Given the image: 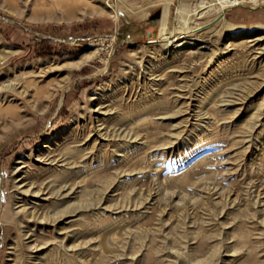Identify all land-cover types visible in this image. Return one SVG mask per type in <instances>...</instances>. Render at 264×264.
Returning <instances> with one entry per match:
<instances>
[{"label":"rangeland","instance_id":"rangeland-1","mask_svg":"<svg viewBox=\"0 0 264 264\" xmlns=\"http://www.w3.org/2000/svg\"><path fill=\"white\" fill-rule=\"evenodd\" d=\"M199 1L0 0V264L32 255L24 177L73 211L47 264H264V0ZM180 2L195 46L166 57Z\"/></svg>","mask_w":264,"mask_h":264},{"label":"bare ground","instance_id":"bare-ground-1","mask_svg":"<svg viewBox=\"0 0 264 264\" xmlns=\"http://www.w3.org/2000/svg\"><path fill=\"white\" fill-rule=\"evenodd\" d=\"M244 1L245 0H211V1L200 0L198 4L200 7L210 9V11H221L224 13L226 9L233 7V6L241 5L244 3ZM164 9L165 10H164V14L162 13L163 17L161 18V25H160L158 37L155 39H151L149 43L150 44L160 43L165 52L166 57L171 56L173 51L179 49L182 46L194 47L195 43L189 42L188 34L189 32L194 31L191 28L190 23L191 21L194 20V17H193L194 14H197L198 12L196 10L194 11L191 10L190 4L180 2L179 6L175 10L174 22L171 24L169 21V19L171 18V17L169 18V9H170L169 5H167ZM202 14L204 13H201L199 15H202ZM178 31H182L184 36H180V37L177 36L176 34ZM261 39L262 37L256 36L252 40L259 41ZM229 45L230 44H228V46ZM93 99L95 98L92 97V100ZM99 110H101V108H99ZM98 131L99 133L101 132L100 129H98ZM39 160H42V158L39 157ZM65 174L66 176L63 177L64 179H60L59 182L57 179L55 180V182H57L58 184H61L62 182L67 180L69 178V177L67 178V176H70L72 173L70 170H66ZM26 180H28L27 177L21 178L19 180L20 188L22 190V192L20 193L22 194V199L20 201L21 204L18 206L19 211H16V213L14 214L17 217L16 221L19 224L24 225V230H22V236L24 240L27 241L26 245L29 247L30 253L33 255L29 257L30 258L29 264H47L48 261H50L49 259L52 257L50 253H53V249L52 248L50 249V247H52L53 244H49V241L44 239V233L47 232L48 230L51 234H54L55 236H57L56 233H57L58 228H60L61 226L60 224H64L63 223L64 220H66L67 217L73 211L71 210V205L68 204L69 202V199L67 197L68 193L65 194L64 192H62V189L64 186L61 188L57 187L58 189L56 190V187L52 189L49 186L45 185V183L40 182L37 179L34 181L30 180V182H26ZM20 202H18V204ZM84 206H83V203H81L80 208H85ZM19 216L22 218V220H20L21 218L20 219L18 218ZM11 219H12V212L10 210H7L2 216L0 215V222L2 220L5 222L7 221L9 222V221H12ZM25 219L27 220L25 221ZM36 230H39L41 234L37 233ZM20 240L21 239L17 236L14 238V240H12L13 242L10 244V247H9V255H8L6 264H24V259L21 254L22 249H20L21 248ZM57 241L59 240L57 239ZM73 246L75 245L73 244ZM214 253L212 255H214ZM201 262L202 261L195 260V263L197 264Z\"/></svg>","mask_w":264,"mask_h":264}]
</instances>
